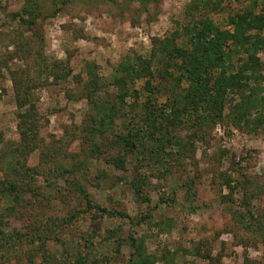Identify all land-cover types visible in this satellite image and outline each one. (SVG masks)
I'll list each match as a JSON object with an SVG mask.
<instances>
[{
    "label": "rangeland",
    "instance_id": "obj_1",
    "mask_svg": "<svg viewBox=\"0 0 264 264\" xmlns=\"http://www.w3.org/2000/svg\"><path fill=\"white\" fill-rule=\"evenodd\" d=\"M81 255L264 264V0H0V264Z\"/></svg>",
    "mask_w": 264,
    "mask_h": 264
},
{
    "label": "trees",
    "instance_id": "obj_2",
    "mask_svg": "<svg viewBox=\"0 0 264 264\" xmlns=\"http://www.w3.org/2000/svg\"><path fill=\"white\" fill-rule=\"evenodd\" d=\"M249 16H252V12H247L244 15H240V19L238 21L237 20L236 21L233 20L234 21L233 22L234 23L233 25H234V27L236 29V32L242 33L243 32V28L246 27L245 25L248 22L247 20L250 19V21H253L252 18L249 17ZM203 32H205V33H202V36L198 35L196 37V40H195L196 43L199 44L201 46V48H203V50H202L203 53L202 54H203L204 58H206V60L209 63L211 61L212 63H216V65L219 64L220 67L223 68L222 77L225 78V79H227V77L225 76V68L227 67V65H229V62L227 60V55H225V53H224L223 50H218L217 49V46L218 47H221V45H223L224 43L226 44V42L230 38L231 39H234V34L233 35H230L228 33L229 34V36H228L224 32H219V28H216L215 29L214 27H212L211 24H207L204 27V31ZM215 32H216V35H214ZM237 40L238 41L240 40L239 36H238V39ZM195 41L193 39V42H195ZM208 42L211 45L210 47H208V45H207ZM233 42H234V40H233ZM178 52L179 53H176V55L174 54L173 57H179L178 59L183 60L184 59L183 58L184 57L183 56L184 54H182V51H178ZM197 62H199V65H198L197 68H200L202 70V72L205 71L206 68H202V65L205 67V63L206 62H204L203 59H199V61H197ZM187 69H188L187 70L188 77H186L185 79L187 81L188 80L189 81H193V83L198 82L197 84L201 86V83H203L202 80H204L206 77L205 78H202L201 77V75H202L201 73H197V72H195V71H193V70H191L189 68H187ZM145 90H147L150 95H153L154 94V88L152 87L151 81H148L147 82L146 87H145ZM207 92H209V90L208 89H205L204 93H207ZM246 98L247 97H245V96L242 98L243 99V103H242L241 107H243L244 105H246V102L248 100ZM192 100H193L192 102L194 103L195 102V99H192ZM101 125H103L104 127H106V125L103 124V123ZM104 127H102V128L104 129ZM148 132H150V131H148ZM158 132H160V133L162 132V134H163V131H158ZM21 134H22V136L25 135L24 138L27 139V137H26V135L28 134L27 131L26 132L24 131ZM152 136L154 137L153 134H152ZM119 138H120V140H123V141H129V139L127 140L125 137H122V136H120ZM30 143L27 142V143L24 144V146L25 147H28ZM17 163L18 162L16 160H12V161H10V166L7 167V170L9 171L8 173L14 174L13 175L14 177H16L18 173L20 174V172L23 173V168L24 167L23 166H18L19 163L18 164ZM117 163H118V166L119 167H123L124 166L122 158H120L119 160H117ZM9 186H14V185L11 183ZM90 206L93 207L98 213H104V214H109V215H118V216H120L122 218H129L130 217V216H128L124 212H120V211H110L109 209L104 208V207H101V206L96 205V204L90 203ZM82 256L83 255H81V257H80L79 264H87L86 261H85V257L86 256H84L83 258H82Z\"/></svg>",
    "mask_w": 264,
    "mask_h": 264
}]
</instances>
